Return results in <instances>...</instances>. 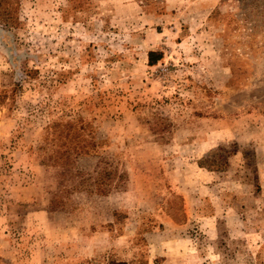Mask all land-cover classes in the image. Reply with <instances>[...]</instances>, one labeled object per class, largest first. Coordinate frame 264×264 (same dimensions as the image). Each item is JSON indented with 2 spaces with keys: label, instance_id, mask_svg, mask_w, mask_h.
<instances>
[{
  "label": "rangeland",
  "instance_id": "1",
  "mask_svg": "<svg viewBox=\"0 0 264 264\" xmlns=\"http://www.w3.org/2000/svg\"><path fill=\"white\" fill-rule=\"evenodd\" d=\"M261 113L264 0H0V264H264Z\"/></svg>",
  "mask_w": 264,
  "mask_h": 264
},
{
  "label": "crops",
  "instance_id": "2",
  "mask_svg": "<svg viewBox=\"0 0 264 264\" xmlns=\"http://www.w3.org/2000/svg\"><path fill=\"white\" fill-rule=\"evenodd\" d=\"M258 117H259V123H260L259 124L260 126H258V129L261 133L260 141L258 143H259L260 152L262 153L264 151V113H261ZM246 119L252 121V119H255V115L249 114ZM208 122L216 126L207 132L210 134L209 138L211 137V140L215 139L219 141L220 139L227 137V135L231 133L230 127L232 123L229 122V120L222 119L221 121H217L214 118H212V120H208ZM220 122L223 124H221ZM224 122H227V124H224ZM226 125H227V128H224V126Z\"/></svg>",
  "mask_w": 264,
  "mask_h": 264
},
{
  "label": "trees",
  "instance_id": "3",
  "mask_svg": "<svg viewBox=\"0 0 264 264\" xmlns=\"http://www.w3.org/2000/svg\"><path fill=\"white\" fill-rule=\"evenodd\" d=\"M156 55V53L155 52H151V53H149V60H150V62L152 63V62H154V56Z\"/></svg>",
  "mask_w": 264,
  "mask_h": 264
}]
</instances>
